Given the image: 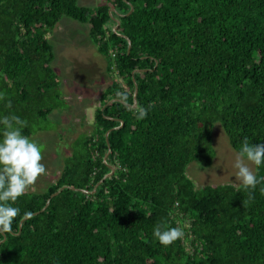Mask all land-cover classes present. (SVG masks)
Segmentation results:
<instances>
[{
  "label": "trees",
  "instance_id": "1",
  "mask_svg": "<svg viewBox=\"0 0 264 264\" xmlns=\"http://www.w3.org/2000/svg\"><path fill=\"white\" fill-rule=\"evenodd\" d=\"M61 18L88 26L108 84L55 182L15 202L0 264H264V183L250 194L186 176L215 162L216 125L236 153L245 138L264 144V0H0V116L29 138L68 109L47 40ZM158 224L183 238L161 245Z\"/></svg>",
  "mask_w": 264,
  "mask_h": 264
},
{
  "label": "rangeland",
  "instance_id": "2",
  "mask_svg": "<svg viewBox=\"0 0 264 264\" xmlns=\"http://www.w3.org/2000/svg\"><path fill=\"white\" fill-rule=\"evenodd\" d=\"M102 3L103 0H77L78 6L87 9ZM87 32V25L61 18L47 35L54 55L51 68L56 73L68 109L48 117V122L54 123V132L30 138L42 143V163L46 174L39 176L25 192L40 193L54 183L62 168L61 160L70 154L72 141L78 135L92 131L94 110L99 106V95L108 84V79L104 73V60L92 56L94 47ZM213 136L215 162L209 168L191 162L186 168V176L197 188L224 184L241 186L235 178L237 153L229 147L219 125L214 127ZM249 166L256 173V166Z\"/></svg>",
  "mask_w": 264,
  "mask_h": 264
},
{
  "label": "clouds",
  "instance_id": "3",
  "mask_svg": "<svg viewBox=\"0 0 264 264\" xmlns=\"http://www.w3.org/2000/svg\"><path fill=\"white\" fill-rule=\"evenodd\" d=\"M117 98L133 110L136 119L147 117L149 108L131 101L128 92L117 93ZM0 126V233L5 234L13 231V222L21 213L15 202L39 176L46 174V167L41 146L23 134L24 122L19 117L0 116ZM249 164L256 168L264 165V144H253L245 138L234 161L235 178L251 194L264 183V177H258ZM32 215L23 213L25 219ZM153 236L161 245L169 246L182 239L184 231L179 227L164 229L158 224L153 228Z\"/></svg>",
  "mask_w": 264,
  "mask_h": 264
},
{
  "label": "water",
  "instance_id": "4",
  "mask_svg": "<svg viewBox=\"0 0 264 264\" xmlns=\"http://www.w3.org/2000/svg\"><path fill=\"white\" fill-rule=\"evenodd\" d=\"M116 24H118V23H116ZM116 27L117 26H115V28H114V31L116 30ZM127 40V39H126ZM127 43H128V50H129V48H130V44H129V41L127 40ZM135 95H136V90L134 91V97H135ZM134 101H135V99H134ZM105 158H106V156H105ZM104 158V159H105ZM110 168V174L111 173H113V169L111 168V167H109ZM109 174V175H110ZM108 175V176H109ZM106 177V176H105ZM105 177L103 178V180L105 179ZM96 187H97V185H96ZM95 187V188H96ZM68 188V187H67ZM62 189H64V188H61L59 191H61ZM69 189H72V188H69ZM72 190H74V189H72ZM59 192H56L55 194H52L50 197H53V196H55L56 194H58ZM47 205H48V201L46 202V204H45V206H44V208H42L41 210H40V212H42V211H44L45 210V208L47 207ZM34 215V214H33ZM3 240H4V237H3Z\"/></svg>",
  "mask_w": 264,
  "mask_h": 264
}]
</instances>
